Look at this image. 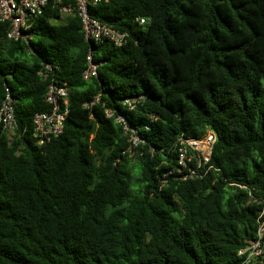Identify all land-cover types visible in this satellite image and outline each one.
<instances>
[{
	"label": "trees",
	"instance_id": "16d2710c",
	"mask_svg": "<svg viewBox=\"0 0 264 264\" xmlns=\"http://www.w3.org/2000/svg\"><path fill=\"white\" fill-rule=\"evenodd\" d=\"M89 13L128 37L92 46L88 80L76 15L50 1L28 43L0 26V104L8 89L16 120L10 137L0 129V264H233L264 219V0H107ZM44 63L57 67L47 78ZM52 78L68 114L40 146L32 117L49 111ZM118 115L144 140L131 154ZM208 130L202 175L167 173L178 137Z\"/></svg>",
	"mask_w": 264,
	"mask_h": 264
},
{
	"label": "built area",
	"instance_id": "2783aa9c",
	"mask_svg": "<svg viewBox=\"0 0 264 264\" xmlns=\"http://www.w3.org/2000/svg\"><path fill=\"white\" fill-rule=\"evenodd\" d=\"M58 7L61 16L76 15L82 26L85 40L89 43L90 49L86 56V68L82 72L85 80L96 76L97 63L92 60V46L104 41L111 42L114 46L120 47L127 41V33L119 31L114 27L101 23L89 13V7L107 0H0V26L4 29L5 38L12 41L28 43V33L32 23L42 14L49 2ZM142 24V18H136ZM57 67L51 63H44L38 71L43 78H47L49 72H54ZM136 98H128L124 102L130 109ZM99 101L96 95L93 100L83 103L84 107L90 108ZM45 102L49 104L48 112L35 113L32 117L33 133L37 144L43 145L50 142L54 137L62 133L64 122L68 114V88L65 83L55 81L53 78L48 82L45 89ZM107 117H112L113 112L105 110ZM115 121L123 124L129 132V146L126 151L131 154L137 150L139 143L144 140L139 136L133 127H130L121 115L115 117ZM16 128L14 115L13 98L6 89L5 97L0 104V129L10 137ZM216 135L208 130L200 138L178 137L176 140L177 159L176 166L167 171L175 173L177 178L182 180L199 177L200 168L209 162ZM207 170V169H205ZM165 179L162 180L164 182ZM238 261L233 264H264V219L263 210L259 212L258 227L255 238L249 241L244 247L238 249Z\"/></svg>",
	"mask_w": 264,
	"mask_h": 264
},
{
	"label": "rangeland",
	"instance_id": "374dc122",
	"mask_svg": "<svg viewBox=\"0 0 264 264\" xmlns=\"http://www.w3.org/2000/svg\"><path fill=\"white\" fill-rule=\"evenodd\" d=\"M137 175H138V170L137 169H134V171H133V177L135 178V177H137ZM132 187H135V184Z\"/></svg>",
	"mask_w": 264,
	"mask_h": 264
}]
</instances>
